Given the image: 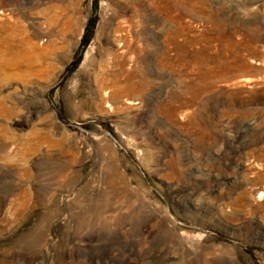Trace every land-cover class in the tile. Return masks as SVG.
Returning a JSON list of instances; mask_svg holds the SVG:
<instances>
[{
	"label": "rangeland",
	"instance_id": "374dc122",
	"mask_svg": "<svg viewBox=\"0 0 264 264\" xmlns=\"http://www.w3.org/2000/svg\"><path fill=\"white\" fill-rule=\"evenodd\" d=\"M166 3L0 0V264H264V0Z\"/></svg>",
	"mask_w": 264,
	"mask_h": 264
},
{
	"label": "bare ground",
	"instance_id": "6f19581e",
	"mask_svg": "<svg viewBox=\"0 0 264 264\" xmlns=\"http://www.w3.org/2000/svg\"><path fill=\"white\" fill-rule=\"evenodd\" d=\"M152 6L155 12L161 13L166 8V0H147ZM142 84V83H141ZM133 86V85H132ZM138 87V86H137ZM136 87V88H137ZM136 90V89H135ZM138 90V89H137ZM98 206V205H97ZM102 206V205H101ZM124 207V206H123ZM118 210V209H117ZM128 211V210H126ZM108 212V211H107ZM117 212V211H116ZM121 212V211H120ZM114 213V212H113ZM122 214V213H121ZM107 217V216H106ZM110 217V216H109ZM124 217V216H123ZM94 218V217H93ZM101 220V219H100ZM95 223V222H94ZM110 223V222H109ZM118 225V224H117ZM107 226V225H106ZM120 226V225H119ZM109 227V226H108ZM111 227V226H110ZM106 228V227H105ZM112 229V227H111ZM126 234V233H125ZM43 240V239H42Z\"/></svg>",
	"mask_w": 264,
	"mask_h": 264
}]
</instances>
